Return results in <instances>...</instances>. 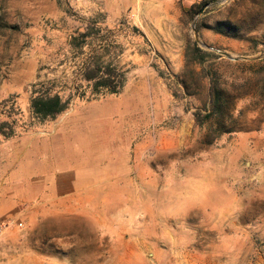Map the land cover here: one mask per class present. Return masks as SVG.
I'll return each instance as SVG.
<instances>
[{
  "label": "rangeland",
  "instance_id": "374dc122",
  "mask_svg": "<svg viewBox=\"0 0 264 264\" xmlns=\"http://www.w3.org/2000/svg\"><path fill=\"white\" fill-rule=\"evenodd\" d=\"M203 1L178 19L150 10L143 30H109L69 0H0V144L51 138L60 168L78 167L80 181L68 201L0 216L15 222L0 264H179L190 254L221 264L231 252L222 241L264 239V0ZM195 43L220 56L204 66L224 93V123L196 121L207 82ZM86 66L123 72V89L83 80ZM40 94H59L67 109L37 115ZM67 129L79 148L64 146ZM194 180L209 189L195 205Z\"/></svg>",
  "mask_w": 264,
  "mask_h": 264
},
{
  "label": "crops",
  "instance_id": "0c3cea01",
  "mask_svg": "<svg viewBox=\"0 0 264 264\" xmlns=\"http://www.w3.org/2000/svg\"><path fill=\"white\" fill-rule=\"evenodd\" d=\"M198 0H69V4L84 19L95 20L99 28L111 30L114 27L135 25L142 29L141 20L148 12L163 11L165 18H181ZM132 24V25H131ZM58 34L66 30L58 27ZM63 144L67 148H79L77 130H63ZM77 139V140H76ZM78 167L60 168L59 157L54 159L53 140L26 134L19 138L2 141L0 144V216L27 206V210L50 208L54 203L72 199L79 193ZM205 180H194L188 191L194 205L205 200L209 191ZM158 238V235H157ZM146 247L153 246L148 240ZM229 250L221 264H264V239L238 242L222 241ZM253 255L250 256L251 251ZM179 264H197L192 255L180 257Z\"/></svg>",
  "mask_w": 264,
  "mask_h": 264
},
{
  "label": "trees",
  "instance_id": "16d2710c",
  "mask_svg": "<svg viewBox=\"0 0 264 264\" xmlns=\"http://www.w3.org/2000/svg\"><path fill=\"white\" fill-rule=\"evenodd\" d=\"M218 0H204L201 4H199V8H203L208 6L209 4L216 2ZM197 11H195L196 13ZM80 35L83 38L88 37L89 33H81ZM192 56L194 57V62L202 66L201 71L199 72V76L206 80L207 89H206V98L207 105L204 107V110H198L195 114L196 121L198 125H203L205 119H222L224 123L225 113H226V99L224 97V93L221 89H219L218 79L212 74V72H207L205 70V61L207 59H215L218 56L215 53L207 52L202 50L198 44H194L192 50ZM89 65V64H88ZM124 74L116 68H91L90 66H86L83 71V80L88 82H96V88H106L111 93L116 94L119 93L124 87ZM180 85L187 90L186 84L182 81ZM68 103L64 102L59 94L49 95V94H40L34 97L31 102V107L33 111L37 115L43 116H55L63 112L67 109ZM203 111L205 112L202 116ZM224 119V120H223ZM223 127V125H221ZM224 128V127H223ZM228 130V131H227ZM223 133H230L229 129L224 128L222 130Z\"/></svg>",
  "mask_w": 264,
  "mask_h": 264
},
{
  "label": "built area",
  "instance_id": "2783aa9c",
  "mask_svg": "<svg viewBox=\"0 0 264 264\" xmlns=\"http://www.w3.org/2000/svg\"><path fill=\"white\" fill-rule=\"evenodd\" d=\"M15 226L14 221H7L5 223H0V238L3 236L4 232L8 229Z\"/></svg>",
  "mask_w": 264,
  "mask_h": 264
},
{
  "label": "water",
  "instance_id": "95a60500",
  "mask_svg": "<svg viewBox=\"0 0 264 264\" xmlns=\"http://www.w3.org/2000/svg\"><path fill=\"white\" fill-rule=\"evenodd\" d=\"M216 4H218V3H214V4H212V5H216ZM193 30H194V32H195V34H196V38H197V40H198V34H197V30H196V28H195V25H194V27H193ZM200 43V42H199ZM200 44H202V43H200ZM227 58H229V59H235L234 57H232L230 54H228V53H223ZM237 60V59H236Z\"/></svg>",
  "mask_w": 264,
  "mask_h": 264
}]
</instances>
